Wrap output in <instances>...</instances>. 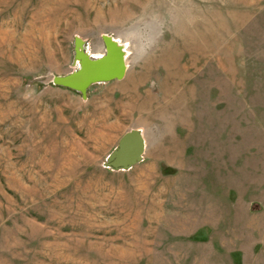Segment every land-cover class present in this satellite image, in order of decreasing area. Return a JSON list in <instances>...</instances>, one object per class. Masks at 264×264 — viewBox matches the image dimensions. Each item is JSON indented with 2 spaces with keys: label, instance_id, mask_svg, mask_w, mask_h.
Here are the masks:
<instances>
[{
  "label": "rangeland",
  "instance_id": "obj_1",
  "mask_svg": "<svg viewBox=\"0 0 264 264\" xmlns=\"http://www.w3.org/2000/svg\"><path fill=\"white\" fill-rule=\"evenodd\" d=\"M0 264H264V0H0Z\"/></svg>",
  "mask_w": 264,
  "mask_h": 264
},
{
  "label": "water",
  "instance_id": "obj_2",
  "mask_svg": "<svg viewBox=\"0 0 264 264\" xmlns=\"http://www.w3.org/2000/svg\"><path fill=\"white\" fill-rule=\"evenodd\" d=\"M101 40L104 53L94 58L85 51L83 41L75 37L73 65H77L76 70L64 76H53L51 84L74 91L85 99L92 84L121 80L126 71L124 49L110 36L103 35ZM143 151L144 141L140 132L130 130L120 137L105 166L113 170H129L142 160Z\"/></svg>",
  "mask_w": 264,
  "mask_h": 264
}]
</instances>
